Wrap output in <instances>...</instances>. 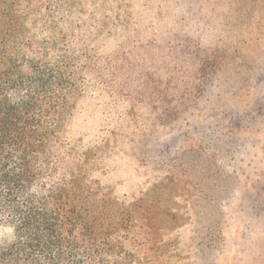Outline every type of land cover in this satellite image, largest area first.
Here are the masks:
<instances>
[{
	"label": "rangeland",
	"instance_id": "rangeland-1",
	"mask_svg": "<svg viewBox=\"0 0 264 264\" xmlns=\"http://www.w3.org/2000/svg\"><path fill=\"white\" fill-rule=\"evenodd\" d=\"M70 2L101 56L120 51L114 91L82 95L69 127L114 208L136 212L157 264H264V0ZM186 49L217 73L171 118L165 95L201 69Z\"/></svg>",
	"mask_w": 264,
	"mask_h": 264
},
{
	"label": "trees",
	"instance_id": "trees-1",
	"mask_svg": "<svg viewBox=\"0 0 264 264\" xmlns=\"http://www.w3.org/2000/svg\"><path fill=\"white\" fill-rule=\"evenodd\" d=\"M72 6L0 0V264H157L150 241L136 237V212L114 208L107 172L70 134L82 95L114 91L121 76L120 51L101 56L71 25ZM183 51L201 69L165 95L171 118L217 73L214 52Z\"/></svg>",
	"mask_w": 264,
	"mask_h": 264
}]
</instances>
